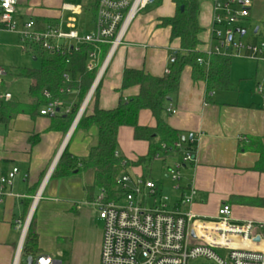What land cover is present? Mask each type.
Returning a JSON list of instances; mask_svg holds the SVG:
<instances>
[{"label":"crops","instance_id":"obj_1","mask_svg":"<svg viewBox=\"0 0 264 264\" xmlns=\"http://www.w3.org/2000/svg\"><path fill=\"white\" fill-rule=\"evenodd\" d=\"M28 1L19 0L21 12H25L23 8ZM213 3V0H204L200 7L198 18L203 29L200 36L203 46L199 48L203 52L215 46L210 39ZM61 8L36 13L31 9L27 11L48 24L58 21ZM175 14L172 0H162L161 4L153 5L136 17L124 46L112 57L84 113L86 117L92 116L97 109L115 110L121 100L139 96L138 86L122 89L125 70L143 71L155 78L168 73L171 60L181 46L178 40H171V31L161 26V20L173 18ZM262 15L264 0H253L249 18L237 26L241 37L246 32L243 26L252 20L257 21ZM77 18L85 23L83 34L93 31L90 14ZM260 33V29H256L255 34ZM232 73V90L208 94L205 83L194 82L192 69L186 67L180 80V92L170 106L175 113L167 120L169 126L180 134L179 149L167 151L165 146L163 150L166 152L158 155L156 163L138 164L147 157L149 143L136 141L132 129L122 128L118 134L117 156L130 163L123 170L124 175L132 179H150L164 194L165 182L155 181L144 173H165V180L171 181L167 178L168 169L178 164L183 155L192 153L194 162L184 165L181 170V190L176 192L174 184L171 187L175 193L169 197L170 207L174 209L184 197H191L193 203L180 209L191 212L197 219L214 220L219 210L228 205L235 222L264 225V95L258 90L256 95L241 92L243 87L232 83ZM77 98L78 95L71 93L54 118L40 115L48 104L44 102L33 116L24 113L13 116L6 123L0 122V178L13 168L19 170L0 203V264L14 263L23 236L16 223L27 221L29 227L33 222L39 236V255L51 257L55 264H99L102 236L99 234L100 239L95 238L92 212H98L95 204L104 193L94 188V172L78 169L68 178L55 173L57 160L66 150L72 159L78 161L81 169L83 162L89 159L91 148L98 144L100 133L97 127L79 129L82 118L75 124L86 97L79 104ZM10 102H14L13 98ZM29 103L30 98L24 105ZM77 105V114L68 130L62 131V125L56 121H67ZM138 124L156 127L149 111L140 113ZM94 243L97 248L91 258L89 251L93 250ZM21 264H26L23 257Z\"/></svg>","mask_w":264,"mask_h":264},{"label":"built area","instance_id":"obj_2","mask_svg":"<svg viewBox=\"0 0 264 264\" xmlns=\"http://www.w3.org/2000/svg\"><path fill=\"white\" fill-rule=\"evenodd\" d=\"M84 1L78 8L63 5L58 21L46 24L28 11L21 12L19 0H0V33L17 36L24 51L69 59L82 47H89L86 70L90 73L96 71V75L77 114L76 125L95 95L115 52L124 46L129 28L136 17L157 4L156 0ZM213 2L210 39L215 46L205 52L207 57L230 56V53H234L264 61V44L246 48L235 42L236 34L241 36L242 33L233 26L249 18L253 0ZM68 13L75 17L90 14L93 18V31L83 34V20L78 21L75 17L65 20L64 16ZM33 56L37 58L36 54ZM174 61L172 59L171 63ZM198 63L206 68L209 66L204 60ZM6 75L5 69L0 67V104L12 100V95L3 91ZM64 79L67 83L72 82L69 74ZM257 90L264 95L262 86ZM67 93L71 94L70 91ZM44 98L48 104L40 115L57 117L64 102L52 100L49 92L44 93ZM169 112L175 113L173 110ZM179 147L177 143L175 148ZM193 162L194 155L188 152L178 164L168 169L167 178L173 181L176 192L181 190L182 168ZM18 174L19 170L13 168L0 178V203L3 202L6 188L13 185ZM117 186L121 191L120 199L108 201L103 194L95 204L99 220L103 223L99 264H189L198 260H204L207 264H264V225L250 221L235 222L230 206L224 205L214 220H201L191 212L180 209L193 203L191 197H184L178 207L172 209L169 197L150 179H132L123 175L117 181ZM38 200L39 197L35 199V206ZM16 225L23 236L13 264H21L29 221L24 224L17 222ZM257 238H260L258 242ZM33 264L55 262L49 256L39 255L34 258Z\"/></svg>","mask_w":264,"mask_h":264},{"label":"trees","instance_id":"obj_3","mask_svg":"<svg viewBox=\"0 0 264 264\" xmlns=\"http://www.w3.org/2000/svg\"><path fill=\"white\" fill-rule=\"evenodd\" d=\"M161 4L162 0H156ZM204 0H172L176 7L173 18L161 20V26L169 28L171 40H178L180 51L173 58L174 63L168 73L162 78H155L143 71L125 70L123 74L122 89L138 86L139 96L121 100L117 109L102 111L97 109L92 116L82 117L78 128L88 129L97 127L99 139L96 147L91 148L88 161L83 162L82 168L78 161L72 159L67 150L62 154L55 169L56 175L68 178L76 170H92L94 172V188L100 189L108 201H117L121 197V191L117 181L124 175L123 170L130 166L128 161L117 156L118 134L122 128L133 130L136 141L149 143V153L138 164H150L156 157L166 150H177L175 145L180 140V134L168 124L171 102L177 98L180 92V80L186 67L192 69L194 82H204L208 94L233 89L230 76L232 69V57L213 55L210 58L200 50L203 46L200 39L203 29L199 24L201 3ZM89 47H82L69 59L41 54V70H20L18 77L31 82L29 88L30 103L27 105L8 102L0 104V122L6 123L13 116L29 113L32 116L46 101L44 93L49 92L52 100L66 101L70 94L78 95V104L86 97L94 81L96 71L87 72V54ZM67 60L69 63H67ZM199 60L208 62L209 66L198 63ZM71 76L72 82L67 83L65 75ZM80 79V81H78ZM171 100V101H170ZM79 105L71 111L67 121L57 120L61 124L60 129L67 131L72 119L77 114ZM142 111H149L156 122L155 128L141 127L138 118ZM264 153V149L262 150ZM39 236L32 222L30 225L23 250L22 257L27 260L30 257L39 256Z\"/></svg>","mask_w":264,"mask_h":264},{"label":"rangeland","instance_id":"obj_4","mask_svg":"<svg viewBox=\"0 0 264 264\" xmlns=\"http://www.w3.org/2000/svg\"><path fill=\"white\" fill-rule=\"evenodd\" d=\"M84 0H29L24 11L29 9L36 11L46 10V9H60L63 4L74 6L78 8L82 5ZM152 7H149L150 9ZM146 9V10H148ZM143 11L141 14L146 12ZM140 14V15H141ZM75 17L72 14H65L64 19ZM78 19L77 17H75ZM240 24V23H239ZM235 24L233 27H237ZM243 28L246 30L244 36L236 34L235 42L241 44L244 47L260 46L264 44V15L260 17L257 21L252 20L246 23ZM256 29H260V34H255ZM37 55L38 60H33V55ZM31 54L28 51H24L22 44L17 36L10 33H0V67L4 68L7 75L4 78L5 86L3 91L8 92L12 95L14 102L24 104L29 101V88L31 82L27 79H22L18 77L20 70H41L42 68V56L36 52ZM232 57V83L243 87L241 92L255 93L257 91L258 84L264 86V63H257V61L244 56H237L234 53L229 54ZM237 67V71H236ZM249 78L251 80H249ZM244 80V81H243ZM158 160H154L156 163ZM155 171V168H154ZM147 177L155 181L162 180L165 182L164 195L170 197L175 192L172 190L174 183L172 181L165 180V173H144ZM92 228L96 233L97 239L99 234L102 236L103 223L99 220L98 212H92ZM98 234V235H97ZM96 239V240H97ZM102 240V238H101ZM101 244V243H100ZM97 248L96 243H94L93 250L90 249L91 258L95 255V249ZM101 252V245L100 251ZM100 260V255H99ZM189 264H207L204 260L191 261Z\"/></svg>","mask_w":264,"mask_h":264},{"label":"water","instance_id":"obj_5","mask_svg":"<svg viewBox=\"0 0 264 264\" xmlns=\"http://www.w3.org/2000/svg\"><path fill=\"white\" fill-rule=\"evenodd\" d=\"M34 61L36 60V59H33ZM61 156V155H60ZM59 159H60V157L58 158V160H57V162L59 161ZM57 162H56V164H57ZM260 240V238H257V242ZM34 263V258L33 257H30V258H28L27 260H26V264H33Z\"/></svg>","mask_w":264,"mask_h":264}]
</instances>
